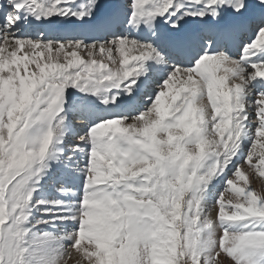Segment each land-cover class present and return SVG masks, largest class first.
Wrapping results in <instances>:
<instances>
[{"label": "rangeland", "instance_id": "374dc122", "mask_svg": "<svg viewBox=\"0 0 264 264\" xmlns=\"http://www.w3.org/2000/svg\"><path fill=\"white\" fill-rule=\"evenodd\" d=\"M137 1L144 0H129L134 10L142 8ZM222 1L145 0L153 8L145 16L154 20L176 2L214 10ZM238 1L237 10L264 5ZM8 10L4 24L19 32L14 1ZM9 35L7 44L0 36V53L6 48L12 58L10 71L0 65V264H70L74 256L83 264H264V64L243 62L252 66L222 90L221 97L233 95L231 104L208 98L213 89L197 80L199 60L182 72L194 80L170 74L173 85L156 82V99L140 113L83 127L69 112L74 104L107 96L114 109V98L125 100L102 88L107 67L92 58L95 44ZM107 41L100 47L119 50V62L154 51L152 42ZM128 42L145 47L135 54L117 47L133 46ZM185 89L182 113L176 106ZM147 93L144 100L153 97ZM153 113L162 118L149 129ZM61 151L74 164L64 169L84 177L75 203L72 178H51Z\"/></svg>", "mask_w": 264, "mask_h": 264}, {"label": "bare ground", "instance_id": "6f19581e", "mask_svg": "<svg viewBox=\"0 0 264 264\" xmlns=\"http://www.w3.org/2000/svg\"><path fill=\"white\" fill-rule=\"evenodd\" d=\"M42 1L40 5V2ZM60 5H56V0H22V3L20 1V6H23V3L25 4V7L30 10L31 13L37 12L38 18H34L36 22L47 25L51 28L56 26H66L68 29L67 31H71L70 36H76L81 35L82 33L78 31V29H88L87 22L95 17L102 16L103 12H106L113 4H116V7L113 8L111 13L113 12H119V15L123 18H126L127 14L133 13L134 18L129 23L130 25H136L141 26L137 29H134V33H131V37L135 40H143L146 38H153V40H157L158 43L162 46L164 42V38L161 37L162 34L155 36V32L165 30L167 33H170L169 31L172 29L179 28L183 31L188 32L187 34L194 38V47L190 52V55H195L196 47L198 46V50L201 52L202 47L204 48L205 45H207L209 48H211L212 44L215 43V41L220 40L221 36L222 44H229L232 43V47L228 50L231 57L226 58H218V57H212L211 59H205V69H206V75L199 74L198 78L200 79V83H207L210 84V86L213 89L210 90L211 92H208V98H216L214 102H216L218 97L222 96V90H224L227 86H229V82H231L232 76L236 75V71L239 72L241 68L249 67L251 64L248 63V65L244 66L243 62H251L254 65L258 64H264V30L259 34V37L256 38L255 42L251 44V46L245 48L242 52L241 58H235L234 55L236 54V51L238 52V44H239V37L240 33L245 31L246 37L245 43L248 45L247 41L249 39V32L251 31L250 23L252 21H256L258 18L264 16V5L254 7L253 5H248L247 8L242 10H237L236 7H240V5L234 6L233 5L236 2H239L238 0H227V4L223 7L217 6L215 8V12H211L212 10H209L207 8L202 9L200 6L197 7V5L193 6L192 8H189L186 6V3H179L176 2L171 6L174 7L172 10L167 9L163 14L159 13L160 15L155 16V19L153 20V16H145V14L150 13L153 8L151 5H149L146 0L144 1H137L139 4H141L142 8L137 10H134L135 7H130L131 3H129V0H80L85 1L82 4H73L70 5L73 0H59ZM254 3H257V0H253ZM259 2V1H258ZM243 4V3H242ZM246 6V4L244 5ZM1 6V10H2ZM138 7V6H137ZM191 7V6H190ZM243 7V6H242ZM130 8V9H129ZM158 7L156 8V10ZM186 9L191 11H186ZM0 10V11H1ZM129 11V12H128ZM112 19L115 18L114 14L110 16ZM52 18V20H50ZM147 19V20H145ZM145 20V21H144ZM101 22H98V24ZM7 30H10L11 38L12 35L15 37V39L19 37H23L24 35L22 32L15 33L12 32L10 28H7L6 26L2 25L0 26V36L3 37V40L6 41V44L9 42L8 36H10L7 33ZM77 30V31H74ZM103 30V29H102ZM15 34V35H14ZM32 34V33H29ZM85 35L88 36V32H85ZM104 34L102 31L100 32V39H110L108 36L104 38ZM212 37V43L209 44L206 40V37ZM42 38H45L41 36ZM252 38V36H250ZM73 40H78L75 39ZM2 40V41H3ZM13 40V39H12ZM69 39L65 40L68 41ZM84 40V39H82ZM63 41V42H65ZM126 41V40H125ZM79 42V41H77ZM108 42V41H107ZM121 42V41H120ZM32 43V42H31ZM130 43V42H128ZM126 44V42H125ZM133 46L125 47L122 46L121 43H117V47L122 50L124 48L127 49V51H131V53L135 54L139 51H142L145 46H142L141 44H135L131 42ZM204 45V46H201ZM21 46V45H20ZM100 45L92 46L90 48L92 58L94 57L96 59V62L104 63V65L107 67V70L104 71V74L107 76L106 80L102 81V88H109L106 91H112L114 94L124 95L125 100L121 101L118 98H114L115 103L118 104V111L119 106L121 104L126 105L129 104V107H133L134 109H137L140 107L139 105H132L131 103L138 101L143 102V93L148 92V90L151 89L150 85L154 83L155 81H158L161 79V76H165V74L168 72V70H171L169 68H166L165 64H162L159 60H152L153 55L156 52V49L152 53H148L147 55H141L134 57H129V60L127 59V63L119 62L121 60L122 56L118 53L119 50L111 51V48L108 50L104 47H100ZM155 46V45H154ZM8 48V45L6 46ZM10 48V47H9ZM151 48V47H150ZM6 49V48H5ZM1 51L0 53V65L7 71H10L11 69V61L9 57V52L6 50ZM142 49V50H141ZM147 51V50H146ZM151 52V51H150ZM146 53V52H145ZM208 52H206L207 54ZM132 54V55H133ZM106 55H108V58L106 59ZM131 55V54H129ZM128 55V56H129ZM100 59V61L98 60ZM93 61V59H92ZM154 61V62H153ZM151 63V64H150ZM129 64V65H128ZM162 65V67H161ZM202 66V65H201ZM161 67V68H160ZM213 67V69H212ZM210 68V69H208ZM220 70V73L217 74V70ZM127 71V72H126ZM183 70H176L175 73H171V75L176 74V77H173L175 81H186L188 83L189 79L194 80V77L185 75L186 78L182 77ZM149 73V74H148ZM170 75V74H169ZM105 76V77H106ZM141 76V77H140ZM172 77V76H170ZM169 76L165 77L163 80L168 78L167 83L169 86L173 85L174 83L169 79ZM232 77V78H231ZM140 78V79H138ZM264 78V74H263ZM139 80V81H137ZM233 80V79H232ZM264 80V79H263ZM95 82V81H94ZM117 82H120L117 84ZM151 82V83H150ZM199 83V81H198ZM86 85V84H85ZM176 85V84H175ZM201 85V84H200ZM264 85V84H263ZM101 86V85H100ZM209 86V85H208ZM209 86V87H210ZM150 87V88H149ZM207 87V85H206ZM254 85H252V88ZM125 91H124V90ZM105 90V89H104ZM226 90V89H225ZM239 90V89H237ZM94 91V90H93ZM221 91V92H220ZM125 92V93H124ZM185 92L186 89H185ZM185 92H181L182 99L179 100V103L177 104L178 110L182 112L184 110L182 107L186 102L185 101ZM98 93V92H97ZM158 93V92H157ZM229 93V92H228ZM191 94V93H190ZM207 94V93H206ZM221 94V95H220ZM225 94V93H224ZM98 95V94H97ZM148 95V93H147ZM188 95V94H187ZM196 95V94H195ZM180 96V95H179ZM240 96H243L242 94L238 93L237 97L240 98ZM202 97V96H201ZM156 99V97L154 98ZM154 99L149 98L151 100L150 102H153ZM219 99V98H218ZM233 95L226 94L224 97H221L222 101H225L226 104L233 102ZM241 100V98L239 99ZM101 102L105 103L107 102L106 97H102L100 99ZM147 101V102H148ZM218 101V100H217ZM237 101V100H236ZM235 101V102H236ZM145 102V103H147ZM194 102H196L194 100ZM202 102V101H201ZM200 102V103H201ZM219 102V101H218ZM228 102V103H227ZM144 104V103H143ZM203 104V103H202ZM206 104V102H205ZM76 105L74 104L73 107L69 109L70 114L76 113ZM236 105H238L240 108L239 101L236 102ZM122 106V105H121ZM120 106V107H121ZM108 107V106H106ZM129 107H125L124 110L127 112H123V115L127 117L130 113H128ZM199 111H197L196 115L201 116L204 114L205 107L203 105L198 106ZM177 110V111H178ZM97 116H108V114H111L112 112L105 110L104 108L94 110ZM183 113V112H182ZM150 116V115H149ZM73 117V116H72ZM177 117V116H176ZM181 117V116H180ZM160 118H162V115H158L156 113H153L150 117V120L146 122V126L149 127V129H154L155 126L159 123ZM203 118V117H202ZM149 119V118H148ZM80 123H83L80 121ZM79 123V124H80ZM78 124V125H79ZM68 123L64 124L63 131L68 128ZM61 129V130H62ZM148 129V130H149ZM67 132V130H66ZM66 132L62 133L65 134ZM66 141L69 140L68 137H66ZM63 139V138H61ZM67 145L70 143H68ZM66 145V144H65ZM71 146V145H70ZM63 151L59 153V157L57 158L58 162H60L59 166L56 167V163L53 162L51 166L52 171V177L53 181L57 179L55 176L59 174L60 176L64 174V177H71L72 183H68V188L70 190V193L73 194L72 201L73 203L78 202L75 197L78 196V192L76 191V187L83 182L82 175H78L76 173L68 172L69 169H64V167L69 163L65 160V155L61 154ZM71 166L74 165L72 162L69 163ZM63 168V169H62ZM76 175H78L76 177ZM52 181V180H51ZM62 183H64V180H62ZM71 185H75V190L71 189ZM74 199V200H73ZM208 202H204V205H207ZM73 207V205H72ZM205 208V207H204ZM81 218V217H80ZM80 219L79 217L76 220V224L78 227ZM27 231V229H26ZM76 255V254H75ZM72 259L74 262H72ZM72 259H69L70 264H83L81 263V260L78 256L72 257Z\"/></svg>", "mask_w": 264, "mask_h": 264}]
</instances>
